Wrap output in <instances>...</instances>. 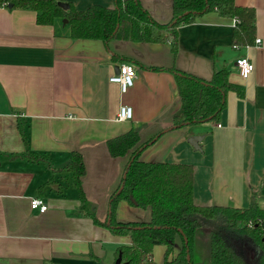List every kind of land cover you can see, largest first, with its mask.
<instances>
[{"label":"crops","instance_id":"1","mask_svg":"<svg viewBox=\"0 0 264 264\" xmlns=\"http://www.w3.org/2000/svg\"><path fill=\"white\" fill-rule=\"evenodd\" d=\"M56 1L80 11L116 4ZM140 1L154 19H171L172 0ZM235 2L255 9L253 45L235 48L234 20L212 11L178 29L176 54L168 43L73 39L64 19L41 25L34 10L0 3V264L115 263L118 248L131 239L83 216L74 175L61 170L73 151L81 153L84 193L105 222L129 161V155L112 157L107 142L132 128L140 131L138 147L165 130L140 160L193 166L196 205L244 209L258 190L264 209V0ZM240 58L254 66L248 78L237 70ZM124 63L136 68L137 77L121 93L110 78ZM169 69L205 80L227 69L244 95L229 92L216 123L173 127L180 97L176 74ZM121 105L132 108V120L118 121ZM202 135L197 150L188 139ZM34 156L42 161H33ZM35 198L47 203L46 212L31 208ZM116 220L149 222L151 209L121 201ZM210 234V229L201 230L204 240ZM180 248L178 240L173 256ZM165 251L155 246L154 263L163 264ZM250 253L254 257L256 250Z\"/></svg>","mask_w":264,"mask_h":264},{"label":"trees","instance_id":"2","mask_svg":"<svg viewBox=\"0 0 264 264\" xmlns=\"http://www.w3.org/2000/svg\"><path fill=\"white\" fill-rule=\"evenodd\" d=\"M5 2L16 9L34 10L38 14L37 23L41 25L67 19L73 39L168 43L176 54L178 29L215 11L223 18L236 21L234 46H250L255 41V9L238 6L235 0H172L171 19L167 22L154 19L140 0H116L114 8L93 5L85 11L77 10L72 4L66 11L56 0H0L1 4ZM169 70L176 74L180 97L173 127L216 123L226 107L227 94L244 95V88L230 81L227 69L215 70L210 80ZM164 131L139 147L140 131L136 128L108 140L112 157L129 155L123 178L109 200L110 222L109 218L101 222L96 215V205L86 198L82 181L86 169L81 153L73 151L69 163L61 170L74 175L79 212L83 216L107 227L114 235L131 239V244L118 248L115 262L121 256L123 264H156L153 261L154 248L163 245L166 247L163 264H264V209L258 203L259 191L253 190L250 204L244 209L196 205L193 166L140 160L141 152ZM33 161L42 159L34 156ZM121 201L142 209L150 208L151 220L118 222L116 211ZM205 228L211 230L208 240L201 237V230ZM178 240L181 248L173 256ZM250 250H256L254 257Z\"/></svg>","mask_w":264,"mask_h":264},{"label":"built area","instance_id":"3","mask_svg":"<svg viewBox=\"0 0 264 264\" xmlns=\"http://www.w3.org/2000/svg\"><path fill=\"white\" fill-rule=\"evenodd\" d=\"M3 6H7V3H3ZM236 21H234V26ZM256 45L261 44V40H256ZM238 48L237 46H234ZM237 70L243 78H248L253 72L254 66L248 58H240L236 62ZM137 77L136 68L130 63H124L119 68V73L113 75L110 81L120 86L121 93H125L129 88L134 86L135 79ZM133 118V110L130 106L121 105L117 116L118 121H130ZM31 208L44 213L48 210L47 203L41 198H35L31 201Z\"/></svg>","mask_w":264,"mask_h":264},{"label":"water","instance_id":"4","mask_svg":"<svg viewBox=\"0 0 264 264\" xmlns=\"http://www.w3.org/2000/svg\"><path fill=\"white\" fill-rule=\"evenodd\" d=\"M58 5H59V7H61L62 9L66 10V11L69 10V8H70V5L67 4V3L58 2ZM65 21L68 22L67 19H65ZM117 73H119V70H118ZM204 137H205V136H203V135H202V136H191V137L188 139V142H189V144H191L194 148H196L197 150H200V149H201V148H200V142L203 141ZM125 176H126V175H125ZM125 176H124V177H125ZM121 189H122V188H121ZM120 191H121V190H120ZM120 191H119V192H120ZM108 222H110V218H109ZM188 259H190V257H188ZM114 264H123V263H122V257L119 256V258L116 260V262H115Z\"/></svg>","mask_w":264,"mask_h":264},{"label":"rangeland","instance_id":"5","mask_svg":"<svg viewBox=\"0 0 264 264\" xmlns=\"http://www.w3.org/2000/svg\"><path fill=\"white\" fill-rule=\"evenodd\" d=\"M65 20V19H64ZM205 124H209L210 122H204ZM165 254V253H164ZM164 257V256H163Z\"/></svg>","mask_w":264,"mask_h":264}]
</instances>
